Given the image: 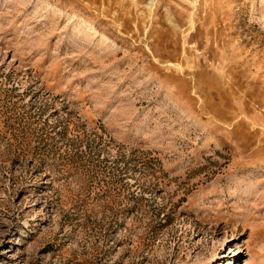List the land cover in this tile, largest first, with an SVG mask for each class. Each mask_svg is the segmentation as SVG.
<instances>
[{
  "label": "rangeland",
  "instance_id": "1",
  "mask_svg": "<svg viewBox=\"0 0 264 264\" xmlns=\"http://www.w3.org/2000/svg\"><path fill=\"white\" fill-rule=\"evenodd\" d=\"M0 264H264V0H0Z\"/></svg>",
  "mask_w": 264,
  "mask_h": 264
}]
</instances>
